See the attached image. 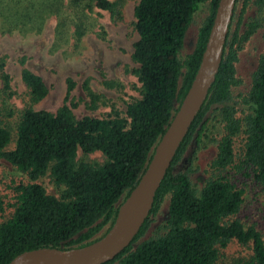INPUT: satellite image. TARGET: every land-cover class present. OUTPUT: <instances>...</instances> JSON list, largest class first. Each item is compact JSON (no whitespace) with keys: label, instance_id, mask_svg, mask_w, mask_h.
Wrapping results in <instances>:
<instances>
[{"label":"trees","instance_id":"1","mask_svg":"<svg viewBox=\"0 0 264 264\" xmlns=\"http://www.w3.org/2000/svg\"><path fill=\"white\" fill-rule=\"evenodd\" d=\"M244 2L247 7L252 0ZM219 3L140 1L135 9L139 39L132 55L137 67L132 73L141 84V97L127 105L125 116L113 109L104 118L79 119L72 109V79L55 113L35 110L49 89L26 67V58L21 60V79L28 93L25 108L18 110L10 103L16 95L13 79L5 59L0 60V161L30 179L16 187L15 212L6 221H1L5 203L0 198V264L42 248H82L109 232L195 80ZM241 3L237 0L216 81L157 191L149 217L133 243L105 264H219L222 251L234 242L250 248L246 264H264L261 232L240 217L245 203L240 183L250 180L264 189V51L249 81L239 79L236 70L241 45L264 25L257 18L243 35L244 9L237 20ZM258 6L262 9L264 0ZM94 9L120 15L112 0H0V23L6 33H40L55 17V46L63 47L72 38L80 43L93 29ZM201 10L207 12L205 21L193 52L183 58L187 33ZM105 85L121 87L112 81ZM85 90L92 108L105 101L87 83ZM208 146L217 154L196 178V156ZM79 152H99L106 162L79 160ZM48 175L61 189L60 197L40 184ZM166 204L165 220L148 236Z\"/></svg>","mask_w":264,"mask_h":264},{"label":"rangeland","instance_id":"2","mask_svg":"<svg viewBox=\"0 0 264 264\" xmlns=\"http://www.w3.org/2000/svg\"><path fill=\"white\" fill-rule=\"evenodd\" d=\"M119 7L120 15L113 17L110 13L94 9L93 29L76 43L72 38L70 44L55 46V28L57 19L51 17L47 20L42 32L23 34L19 31L6 33L0 23V60L5 59L7 71L11 75L13 89L16 93L11 104L18 110L25 108L27 87L21 79V60L26 58V67L42 77L49 89L45 100L34 106L35 110L55 113L64 103L67 95V81L72 79L76 86L72 93V109L74 114L82 119L86 116L104 118L112 113L113 109L125 116L127 105L141 97L138 78L132 73L137 67L132 59L134 44L139 37L135 30V9L141 0H112ZM245 2L238 7L237 20L244 9L241 31L244 35L252 21L260 18L264 25V6H258V0H252L245 7ZM207 12L201 10L191 24L187 33L183 58L194 50L199 30L205 21ZM237 22L233 28H235ZM73 30V29H72ZM264 51V26L241 45L236 64L239 79L249 81L250 75L255 70L257 60ZM112 81L119 84L120 89L106 87L105 82ZM86 83L91 90L104 96L105 101L92 108L91 100L85 90ZM1 87V86H0ZM107 102V104H102ZM15 146L13 142L9 150ZM215 148H203L196 156L192 172L198 178L206 172L211 161L215 158ZM105 156L99 152L85 156L79 152L77 159L87 162L104 164ZM188 163L186 169L191 168ZM40 184L53 196L60 197L61 189L58 188L48 175L40 179ZM30 183L29 177L13 165L0 161V198L5 203V211L1 221H6L15 212L17 202L16 187ZM245 190V203L240 213L241 219L250 226L256 227L264 239V189L259 188L253 181L247 180L240 183ZM168 205H164L156 218L148 236L165 220ZM249 247L234 242L229 248L222 251L219 264H246L251 255Z\"/></svg>","mask_w":264,"mask_h":264},{"label":"water","instance_id":"3","mask_svg":"<svg viewBox=\"0 0 264 264\" xmlns=\"http://www.w3.org/2000/svg\"><path fill=\"white\" fill-rule=\"evenodd\" d=\"M237 0H220L195 80L171 125L156 146L139 183L120 205L109 232L100 240L73 249L42 248L24 252L9 264H105L127 249L149 217L178 150L208 99L221 68Z\"/></svg>","mask_w":264,"mask_h":264}]
</instances>
